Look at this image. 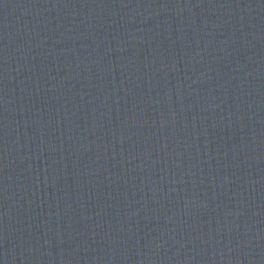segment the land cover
<instances>
[{
  "label": "water",
  "instance_id": "water-1",
  "mask_svg": "<svg viewBox=\"0 0 264 264\" xmlns=\"http://www.w3.org/2000/svg\"><path fill=\"white\" fill-rule=\"evenodd\" d=\"M0 216L264 264V0H0Z\"/></svg>",
  "mask_w": 264,
  "mask_h": 264
}]
</instances>
